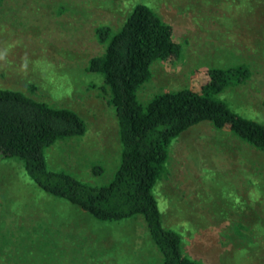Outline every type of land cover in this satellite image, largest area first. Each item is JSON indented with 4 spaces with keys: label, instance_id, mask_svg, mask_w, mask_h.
<instances>
[{
    "label": "rangeland",
    "instance_id": "obj_1",
    "mask_svg": "<svg viewBox=\"0 0 264 264\" xmlns=\"http://www.w3.org/2000/svg\"><path fill=\"white\" fill-rule=\"evenodd\" d=\"M140 3L172 26L182 48L177 61L153 63L137 92L140 101L183 87L198 90L209 68L243 64L248 78L219 98L237 114L264 123V0H1L0 89L70 108L85 123L83 136L47 148L49 169L93 185L105 184L116 170L115 113L102 77L86 66L104 51L96 30L116 31ZM168 153L153 193L163 225L180 234L186 255L203 264H264V152L227 128L202 122L173 139ZM21 237L24 248L18 247ZM160 260L140 217L90 218L47 196L16 158L0 160V264Z\"/></svg>",
    "mask_w": 264,
    "mask_h": 264
},
{
    "label": "trees",
    "instance_id": "obj_2",
    "mask_svg": "<svg viewBox=\"0 0 264 264\" xmlns=\"http://www.w3.org/2000/svg\"><path fill=\"white\" fill-rule=\"evenodd\" d=\"M96 34L104 51L88 60L86 70L102 77L117 121L120 160L112 177L105 184L93 185L64 169H49L47 148L59 140L83 136L84 120L70 108L55 107L11 89H0V160L16 158L47 196L90 218L112 222L140 217L161 255L160 264H203L186 255L177 231L163 225L153 189L165 171L172 140L199 123L227 128L264 152V123L237 114L219 98L225 89L248 78V67H211L198 90L183 87L142 102L137 92L149 80L153 63H173L181 55L172 26L140 3L119 29L98 28ZM43 223H38L40 228L55 231ZM44 239L37 242L39 246ZM23 240H17L18 247H25ZM22 253L26 261L28 252Z\"/></svg>",
    "mask_w": 264,
    "mask_h": 264
}]
</instances>
